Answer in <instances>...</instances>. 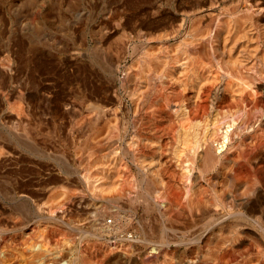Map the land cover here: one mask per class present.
<instances>
[{
    "label": "bare ground",
    "instance_id": "obj_1",
    "mask_svg": "<svg viewBox=\"0 0 264 264\" xmlns=\"http://www.w3.org/2000/svg\"><path fill=\"white\" fill-rule=\"evenodd\" d=\"M263 10L239 5L230 14H191L177 24L153 25L116 77L121 91L100 86V137L89 140L93 149L100 148V159L82 176L100 202L121 210L142 206L152 222L139 225L124 216L105 222L98 230L115 239L111 244L101 238L67 243L55 232L33 228L22 237L10 222L29 212L53 222L61 215L37 206L33 195H19V179L0 175V264H124L149 249L160 253L155 261L135 258L143 264H264V169L253 162L264 148V130L258 126L264 124V113L259 118L264 78L262 63L255 61V53L264 58ZM250 54L252 60L246 57ZM98 118L88 121L93 129ZM151 118L162 124L144 135L143 121ZM126 136L131 143L123 141ZM170 136L174 146L168 155L160 141ZM1 140L0 167L10 149ZM185 151L188 158L180 162ZM161 157L175 180L178 203L155 202L154 196L164 198L158 190L164 182L156 173ZM132 164L134 181L124 178ZM206 175L208 187L196 189ZM134 185L138 190L127 195ZM51 198L57 200V193Z\"/></svg>",
    "mask_w": 264,
    "mask_h": 264
},
{
    "label": "rangeland",
    "instance_id": "obj_2",
    "mask_svg": "<svg viewBox=\"0 0 264 264\" xmlns=\"http://www.w3.org/2000/svg\"><path fill=\"white\" fill-rule=\"evenodd\" d=\"M235 5L258 9L264 6V0H0V134L5 138L0 140L10 148L0 175L19 179V195H33L37 206L50 209L54 216L61 215L60 220L53 222L30 217L29 212L10 222L19 226L22 237L28 236L33 228L44 234L55 232L58 239L66 238L67 243L74 239L83 245L92 240L99 242L101 238L111 244L115 239L98 230L105 222L114 223L118 216L139 225L152 222L153 215L146 214L142 206H126L121 210L117 204L100 202V196H92L90 184L82 176L94 160L100 159V148L93 149L89 142L93 135L100 137V86L121 91L115 86L116 77L134 59L133 47L148 38L153 25L177 24L191 14H230ZM261 14L264 19V10ZM255 54V61L262 63L264 78V58L260 52ZM251 55L246 57L252 60ZM204 92L200 91L201 97ZM259 95L261 119L263 89ZM125 101L128 103V99ZM87 105L91 107L87 109ZM93 111L91 117L99 116L94 129L88 123ZM131 116L130 111H125L126 119ZM151 119L156 125L144 120V135L147 131H157L155 127L159 129L162 124ZM263 125L258 124L264 130ZM124 139L126 144L132 142L129 136ZM165 140L160 142L163 151L170 155L173 139L170 136ZM262 151L264 148L253 159L257 167L260 163L261 172ZM184 153L180 154V162L188 158ZM159 160L156 173L164 184L158 190L164 198L154 196L155 202L163 206L168 198L178 203L168 164L162 157ZM132 166H127L124 178L134 181L137 171ZM208 176L196 182L195 188H207ZM137 190L136 185L130 186L127 195L132 196ZM52 193H57V200L52 201ZM33 209L32 206L30 211ZM27 217L32 219L26 220ZM159 254L149 249L144 257L150 263ZM132 257L124 264H143L140 260L144 257L137 254ZM162 262L163 258H159V263Z\"/></svg>",
    "mask_w": 264,
    "mask_h": 264
}]
</instances>
